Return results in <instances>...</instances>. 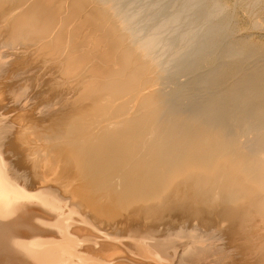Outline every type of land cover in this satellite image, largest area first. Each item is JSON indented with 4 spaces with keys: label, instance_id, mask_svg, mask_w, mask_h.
<instances>
[{
    "label": "bare ground",
    "instance_id": "6f19581e",
    "mask_svg": "<svg viewBox=\"0 0 264 264\" xmlns=\"http://www.w3.org/2000/svg\"><path fill=\"white\" fill-rule=\"evenodd\" d=\"M4 35L0 264H264V0H0Z\"/></svg>",
    "mask_w": 264,
    "mask_h": 264
},
{
    "label": "rangeland",
    "instance_id": "374dc122",
    "mask_svg": "<svg viewBox=\"0 0 264 264\" xmlns=\"http://www.w3.org/2000/svg\"><path fill=\"white\" fill-rule=\"evenodd\" d=\"M229 1V3H231V5H234L235 4V1L236 0H228ZM238 14V17L240 18V21H241V28H247L248 27V23L250 22L249 20V15H248V13L247 12H244V11H240L239 13H237ZM261 33L262 31H256V33ZM5 36H8V35H4L3 36V39H0V40H4V41H6L7 43H10V45L11 46H13V45H15L14 43H12V39L11 38H9V37H5ZM7 39H5V38ZM10 41V42H9ZM11 49H14V48H11ZM5 51V49H3V50H0V52H1V54H3V52ZM2 56H4V55H2ZM20 58H21V56H19ZM19 57H17L16 59H19ZM26 65V64H25ZM20 66H22L23 68L24 67H26V66H23V65H20ZM26 70V72L25 71H23L24 73H27L28 72V69L29 68H25ZM15 81H16V84H15ZM14 81V83L13 84H15V86H17V85H21V84H23L24 82L23 81H17V80H15ZM18 82V83H17ZM19 90V89H18ZM57 96V95H56ZM55 97V96H54ZM34 101H36V100H31V103L33 102V103H35ZM12 102V103H11ZM6 106H9L10 108H6ZM15 108V106H14V101H13V99L12 98H9L8 100H7V103H5V105L2 107V108H0V123H1V121H3L2 123H4V124H2L1 123V125H0V127H2V126H4L5 125V123H9V121H11L12 122V120H14V123L15 122H17L16 121V119L15 118H18L17 116L19 115V114H22V113H25V111H19V113L17 114L16 112H11L10 111V109L11 110H13ZM8 109V110H7ZM16 113V114H15ZM7 115V116H6ZM13 115V116H12ZM17 115V116H16ZM35 115V117H33L34 119L32 120V119H29L30 121V123L28 122V120L26 119L24 122L27 124V127H26V125H24V128L26 129L27 128V130H31L32 132H33V134H35V135H37V136H35V138H34V136L33 135H31L30 134V131L28 132V134H27V136H25V137H23L22 138V143H24L23 142V139H24V141L25 142H27V145H24V144H20L21 146L23 145L24 147L26 146L27 148H29V146H30V148L33 150L34 149V147H35V149H38V148H36V147H38V146H36V144L37 143H35L36 141H37V137H41V138H43V137H47V136H44V134H43V132L45 133V131H44V129H48L51 125H47V127L46 128H42V127H40L39 125H37V124H40V122L39 121H37V116H38V114H34ZM16 116V117H15ZM11 117V118H10ZM39 118V117H38ZM5 120H6V122H5ZM37 122H36V121ZM35 123V125H34V123ZM39 122V123H38ZM28 123L29 124H32V125H28ZM37 123V124H36ZM17 124V123H16ZM6 125H8V124H6ZM23 125H22V127H23ZM34 126H36L35 128H40L39 130H37V129H35L34 128ZM34 128V129H33ZM41 128H42V130H41ZM35 130H37V132L39 133V132H41L42 131V133L40 134V135H42V136H38L39 134L35 131ZM34 131H35V133H34ZM47 133V132H46ZM28 136H29V138H28ZM32 136V139L30 138ZM34 138V139H33ZM32 140V141H31ZM33 140H34V143H33ZM30 141V142H29ZM17 142V141H16ZM13 145H15V146H13ZM12 146H11V149L9 150H7V153H11V151H13L14 152V154H15V156H16V158L17 157H22V154H20L21 153V150L20 149H17V148H19L18 146V144L16 143H14ZM17 146V147H16ZM22 146V147H23ZM40 146V145H39ZM6 148V147H5ZM13 149V150H12ZM16 149L17 150H19V151H16ZM6 150V149H5ZM4 150V151H5ZM31 150V151H32ZM16 151V152H15ZM35 151L36 150H33L31 153H33L32 155H34V154H36L35 153ZM12 152V153H13ZM8 157H10V156H8ZM33 157H35V155L33 156ZM74 172V171H73ZM73 172L71 171V173H69L70 175L71 174H73ZM125 205V204H124ZM85 207V206H84ZM83 207V210H86L85 208ZM125 208V207H124ZM122 209V208H121ZM138 213V211H135V212H133V214H132V216H134L133 218H135V219H138L140 216H139V214L140 213H138V215H135V214H137ZM139 216V217H138ZM99 222L102 224H105L106 226H108V224H112V227L113 226H119V227H121V224H120V222L122 223V218H120L118 215H117V213H115V212H111V211H107V212H104V213H102L101 214V218L99 219ZM188 223V226L190 225V227H191V224L189 223V222H187Z\"/></svg>",
    "mask_w": 264,
    "mask_h": 264
}]
</instances>
